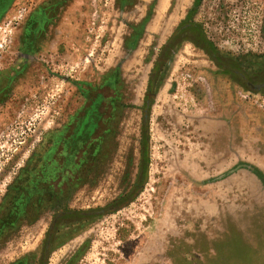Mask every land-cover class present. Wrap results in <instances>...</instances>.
I'll use <instances>...</instances> for the list:
<instances>
[{"label":"rangeland","instance_id":"obj_1","mask_svg":"<svg viewBox=\"0 0 264 264\" xmlns=\"http://www.w3.org/2000/svg\"><path fill=\"white\" fill-rule=\"evenodd\" d=\"M195 1L121 9L120 0H0V203L46 133L82 107L84 84L118 69L129 106L102 175L67 207L95 217L63 229L74 232L48 264H66L83 247L74 264H264V92L222 74L190 41L166 55ZM197 1L193 21L251 73L264 55V0ZM149 14L129 50L132 27ZM157 62L165 63L158 88L150 86ZM143 125L150 163L134 191ZM124 195L128 203L112 209ZM56 215L3 236L0 264L29 254L37 264Z\"/></svg>","mask_w":264,"mask_h":264},{"label":"trees","instance_id":"obj_2","mask_svg":"<svg viewBox=\"0 0 264 264\" xmlns=\"http://www.w3.org/2000/svg\"><path fill=\"white\" fill-rule=\"evenodd\" d=\"M133 4L134 0H120L121 9ZM197 5L196 0L167 44L166 55L176 53L182 41H190L205 51L222 74L238 77L248 87V83L254 78L264 74V55L254 57V63L249 64L251 73L245 74L239 59L220 52L208 40L202 26L193 21ZM149 18L150 14L142 23L132 27L131 35L125 41L129 50L137 47ZM186 36H191L192 39ZM163 67L165 63L157 62L150 77V86L158 88L163 84ZM121 86L120 73L116 69L107 73L100 84L87 83L79 88L84 99L82 107L63 126L46 133L42 143L7 188L0 203V239L15 233L24 222H35L48 211L56 213V218L59 217L55 234L51 236L49 233L41 244L37 264H44L43 261L74 232L73 228L65 232L63 229L95 217L89 212L73 211L67 207L77 191L86 185L95 184L114 150L120 117L124 108L129 107L123 104ZM149 163V135L146 125H143L134 191L143 188ZM130 196L124 195L114 201L111 208L124 206ZM84 248L66 264H74ZM35 255L37 254L25 255L13 264H32L35 262Z\"/></svg>","mask_w":264,"mask_h":264},{"label":"flooded vegetation","instance_id":"obj_3","mask_svg":"<svg viewBox=\"0 0 264 264\" xmlns=\"http://www.w3.org/2000/svg\"><path fill=\"white\" fill-rule=\"evenodd\" d=\"M209 40V39H208ZM249 85L252 87H255V86H257V89H252V90H254V91H258V92H264V81L262 82V83H260V84H251V83H248V87H249ZM58 220H59V217H57L56 219H55V221H54V224H55V228H56V224H57V222H58ZM55 234V232L54 233H52L51 231H50V235L52 236V235H54Z\"/></svg>","mask_w":264,"mask_h":264},{"label":"water","instance_id":"obj_4","mask_svg":"<svg viewBox=\"0 0 264 264\" xmlns=\"http://www.w3.org/2000/svg\"><path fill=\"white\" fill-rule=\"evenodd\" d=\"M159 61H165V60H163V59H159ZM249 87L252 88V89H257V86H255V87L252 86V87H251V86L249 85ZM147 96H148L149 98H154V99L156 98V94H153V93H149V94H147ZM50 231H51L52 233L55 232V224H54V223L52 224ZM43 262H44V264H48V263H49V259H45Z\"/></svg>","mask_w":264,"mask_h":264}]
</instances>
